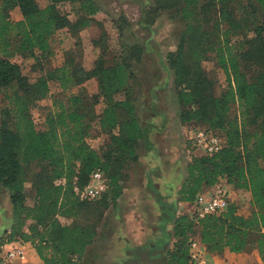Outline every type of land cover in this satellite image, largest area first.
<instances>
[{"label":"trees","instance_id":"trees-1","mask_svg":"<svg viewBox=\"0 0 264 264\" xmlns=\"http://www.w3.org/2000/svg\"><path fill=\"white\" fill-rule=\"evenodd\" d=\"M233 1L208 0L203 6L204 10L208 9L206 14L213 9L217 12L216 28L223 23L229 26L226 36L233 30L242 32L245 24L255 21L251 12L243 22L234 20L229 7ZM252 1L264 10V0ZM200 2L179 0L173 6L188 22L185 37H192L190 17ZM63 3H78L89 15L98 12L93 0L0 2V91L14 88L8 97L12 106L0 121V190L9 191L13 205L7 243L30 244L44 264H86L87 251L97 237V225L88 214L93 209L92 202L79 200L74 189L87 186L91 174L101 170L109 186L105 208L110 201L116 202L125 189V165L138 160L143 128L131 89L134 74L130 59L122 55L108 66L102 40L94 43L100 54L95 57L92 69H85L79 60L69 57L59 68L41 70L35 83L13 61L15 55L20 54L39 64L52 55L50 41L57 32L66 28L75 30L79 25L87 27V22L72 24L61 14L58 7ZM163 4V0L162 3L158 0L159 6ZM16 8L22 14L19 21L11 18L10 12ZM254 33L256 40H261L263 22L255 24ZM228 43L226 40L225 48L216 49L227 87L221 96L207 98L204 105L201 101L206 91L195 85L208 84V81L204 80L200 68L186 64L185 44L178 48L175 56L169 55L174 84L187 108L182 112V123H203L205 130L225 141L224 148L212 156H193L179 200L194 203L198 195L219 185L245 191L251 199L248 203L230 200L226 211L201 220L179 216L173 227V245L167 252V264H194L190 257L191 240L199 241L207 252L229 250L249 255L257 251L264 263V52L258 50L237 56ZM250 56L262 66L254 78H249L241 65V61L246 62L245 57ZM92 79L97 80L103 98L98 125L109 137L107 143L93 146L88 141L90 122L81 110L84 100L79 95L56 100L54 109L46 117L45 129H38L31 110L49 95L50 82H57L66 91ZM234 105L241 109V118H229ZM34 160L46 162L50 175L38 186L36 203L31 206L26 200L24 172ZM59 215L73 221L63 224Z\"/></svg>","mask_w":264,"mask_h":264},{"label":"rangeland","instance_id":"rangeland-1","mask_svg":"<svg viewBox=\"0 0 264 264\" xmlns=\"http://www.w3.org/2000/svg\"><path fill=\"white\" fill-rule=\"evenodd\" d=\"M159 1L162 3V0ZM178 1L163 0L165 4L159 6L158 0H93L98 10L95 15H89L78 3L60 4L58 7L60 13L67 16L72 24L87 22V27L82 28L79 25L75 30L70 31L66 28L57 32L50 41L52 55L39 64L29 56L25 57L26 55L16 54L13 58L32 83L36 82L41 70L51 71L59 68L69 57L79 60L85 69H92L95 57L100 54V50L94 47L95 41L99 40H102L107 50L108 66L116 63L122 55L130 59L134 74L131 89L136 97V113L143 128V137L137 149L138 160L126 164L123 175L127 178L124 187L137 188L139 192L126 205L125 210L120 209L121 197L114 203L110 201L105 208L104 201L108 192L100 199L91 201L93 209L89 210L88 214L92 218L91 222L97 225V235L101 233V237L97 247L87 251L90 264H133L134 259L145 256L148 259H158L161 264H167V252L173 245V227L176 219L185 214H190L196 219L195 202H181L179 193L187 178L188 165L193 156L200 155L193 148L189 137L193 131L207 128L203 123H182L181 115L187 108L182 104L174 84V71L169 65V55L173 53L175 56L178 48L185 44L186 64L200 68L204 80L208 81V84L195 85L206 91L201 101L204 105L207 98L221 96L227 87L226 75L217 60V47L225 48V41L228 40V45L237 56L264 52V34L261 40H256L254 33L255 24L264 23V10L258 3L252 0H235L230 3L234 20L243 22L249 15L248 12H251L252 20L255 21L253 24L252 21L245 24L242 32L233 30L226 36L225 30L229 26L223 23L216 28L217 12L213 9L210 10V14H206L208 9L204 10L203 6L208 0H201L199 5L194 7V14L190 17L193 33L192 37L188 38L185 37L188 22L182 17L179 9L173 7ZM10 13L14 21L22 19L19 8ZM245 58L246 62L241 61L242 69L248 72L249 78H254L262 66H259L257 60L251 56ZM49 86V95L31 110L38 129H45L46 117L54 109L56 100L79 95L84 100L81 110L87 114L89 118L87 121L90 122L88 141L93 146L107 143L109 137L100 131L98 125L104 105L96 79L66 91L57 82H50ZM13 91L14 88L0 91V121L12 106L8 97ZM236 116L239 118L242 116L238 105H234L229 113V118ZM49 175L50 167L46 162L39 160L32 161L25 170L24 186L28 205L36 203L37 188L43 182V178ZM226 190L229 192L231 202L237 200L250 202L251 197L247 192L237 191L233 187ZM172 193L176 195L175 201L170 200ZM211 193V190H207L203 194ZM8 205L10 209L7 208ZM167 207L174 210L176 218L170 223V241L160 245L159 225L164 218H168ZM12 219L13 205L10 193L6 188H2L0 250L9 244L6 241V233L10 231ZM58 219L63 224L73 221L72 218L62 215H59ZM129 220L147 223L151 232L144 238L140 247L133 245L128 238L120 237L122 225ZM33 249L32 247L31 251ZM98 250L101 258L96 262ZM147 251L149 255L144 254ZM148 259L147 263L142 264L154 263Z\"/></svg>","mask_w":264,"mask_h":264},{"label":"built area","instance_id":"built-area-1","mask_svg":"<svg viewBox=\"0 0 264 264\" xmlns=\"http://www.w3.org/2000/svg\"><path fill=\"white\" fill-rule=\"evenodd\" d=\"M189 137L193 148L201 155L212 156L220 152L225 141L219 135L205 129H197ZM108 182L101 170L94 171L84 188L74 189L79 200L91 202L100 199L108 191ZM230 202L228 190L220 185L211 194H200L195 201V217L198 220L218 215L227 210ZM32 246L24 242H12L0 250V264H25L30 257ZM206 247L197 240L190 242V257L194 264H207Z\"/></svg>","mask_w":264,"mask_h":264},{"label":"crops","instance_id":"crops-1","mask_svg":"<svg viewBox=\"0 0 264 264\" xmlns=\"http://www.w3.org/2000/svg\"><path fill=\"white\" fill-rule=\"evenodd\" d=\"M223 187H225L226 189H231L232 186L223 185ZM138 192L139 191L137 188H132V187L125 188L120 198V203L122 204L120 209L125 210L126 205L134 198V196L137 195ZM175 193H172V196L170 198L171 201H175L176 199ZM248 195L250 196V194ZM250 199L251 198H249V201ZM7 208L10 209L9 205ZM185 215L192 217L190 214H185ZM122 227L123 229L121 230L120 237L122 239L125 237L128 238L130 241L133 242V245H135L136 247H140V245H142V241L144 240V238L149 236L151 233L149 232L147 223L145 222H140V221L135 222V221L129 220L126 224H123ZM100 237H101V233L97 235L94 244L90 248L93 249V247L95 248L97 247L98 240H100ZM99 252L100 250L97 251L99 255L96 253V258L98 256V260H96V262H99V259L101 258ZM30 255H32V257H30L25 264H44L40 260V258L38 257L34 249L32 251L30 250ZM206 259H207V264H264L257 251H255L254 253L250 255L235 254V253H231L229 250H224L221 253L207 252ZM87 263H88V260L86 261V264Z\"/></svg>","mask_w":264,"mask_h":264},{"label":"water","instance_id":"water-1","mask_svg":"<svg viewBox=\"0 0 264 264\" xmlns=\"http://www.w3.org/2000/svg\"><path fill=\"white\" fill-rule=\"evenodd\" d=\"M167 208L168 209L166 210V212H168V218H164L160 222V225H159V228L161 229V236H160V238L158 240L160 245H164L165 242H169L170 241V235H169L170 228H169V226H170V223L173 220H175V218H176L174 210L169 209V207H167Z\"/></svg>","mask_w":264,"mask_h":264},{"label":"flooded vegetation","instance_id":"flooded-vegetation-1","mask_svg":"<svg viewBox=\"0 0 264 264\" xmlns=\"http://www.w3.org/2000/svg\"><path fill=\"white\" fill-rule=\"evenodd\" d=\"M144 254H147V255H149V251H147L146 253H144ZM146 257V256H145ZM145 257H142L141 259H134L133 260V264H142V263H147V261H146V259H148V258H145ZM152 261V262H154V263H150V262H148V264H161V262H160V260H158V259H151V258H149L148 259V261ZM154 260V261H153Z\"/></svg>","mask_w":264,"mask_h":264},{"label":"bare ground","instance_id":"bare-ground-1","mask_svg":"<svg viewBox=\"0 0 264 264\" xmlns=\"http://www.w3.org/2000/svg\"><path fill=\"white\" fill-rule=\"evenodd\" d=\"M169 228H170V226H169Z\"/></svg>","mask_w":264,"mask_h":264}]
</instances>
